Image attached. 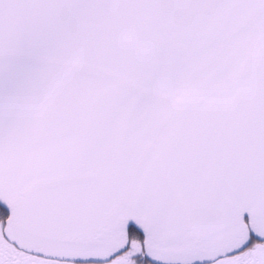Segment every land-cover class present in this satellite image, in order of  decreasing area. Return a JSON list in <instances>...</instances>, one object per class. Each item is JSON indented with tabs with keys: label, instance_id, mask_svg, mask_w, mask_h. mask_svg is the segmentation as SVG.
I'll list each match as a JSON object with an SVG mask.
<instances>
[{
	"label": "snow or ice",
	"instance_id": "obj_1",
	"mask_svg": "<svg viewBox=\"0 0 264 264\" xmlns=\"http://www.w3.org/2000/svg\"><path fill=\"white\" fill-rule=\"evenodd\" d=\"M0 264H264V0H0Z\"/></svg>",
	"mask_w": 264,
	"mask_h": 264
}]
</instances>
